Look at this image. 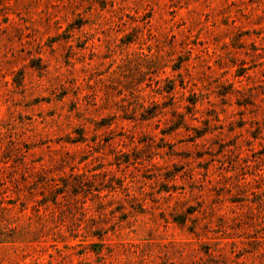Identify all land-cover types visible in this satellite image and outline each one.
Masks as SVG:
<instances>
[{"label": "rangeland", "instance_id": "374dc122", "mask_svg": "<svg viewBox=\"0 0 264 264\" xmlns=\"http://www.w3.org/2000/svg\"><path fill=\"white\" fill-rule=\"evenodd\" d=\"M0 264H264V0H0Z\"/></svg>", "mask_w": 264, "mask_h": 264}, {"label": "trees", "instance_id": "16d2710c", "mask_svg": "<svg viewBox=\"0 0 264 264\" xmlns=\"http://www.w3.org/2000/svg\"><path fill=\"white\" fill-rule=\"evenodd\" d=\"M52 200H53V199H52ZM54 200H56V199H55V196H54Z\"/></svg>", "mask_w": 264, "mask_h": 264}]
</instances>
